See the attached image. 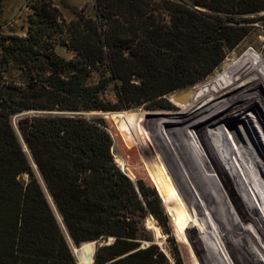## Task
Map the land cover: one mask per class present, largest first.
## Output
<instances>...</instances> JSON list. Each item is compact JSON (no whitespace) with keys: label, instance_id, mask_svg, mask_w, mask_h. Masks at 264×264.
Listing matches in <instances>:
<instances>
[{"label":"trees","instance_id":"1","mask_svg":"<svg viewBox=\"0 0 264 264\" xmlns=\"http://www.w3.org/2000/svg\"><path fill=\"white\" fill-rule=\"evenodd\" d=\"M94 3L95 18L82 10L66 23L50 0L41 2L33 7L36 17L26 36L0 41V264H78L60 225L75 246L83 244V264H90L93 255V264H170L156 245H141L146 240L142 220L148 214L167 222L159 196L155 191L147 195L141 185L136 188L119 169L104 121L52 114L18 120L53 199L49 197L55 217L12 117L30 111H110L101 94L112 80L119 82L117 96L125 108L192 86L222 60L219 52L210 63L211 54L217 53L213 49L220 50L218 32L250 29L254 23L235 21L231 15L264 11V0ZM195 5L230 17L206 16ZM57 45L73 51L74 57L60 56ZM12 66L25 72L24 86L6 79ZM95 72L101 77L90 83ZM110 118L126 136L128 153L147 167L162 196L135 117L123 113ZM110 237L111 244L96 250L89 243ZM176 263L182 261L177 258Z\"/></svg>","mask_w":264,"mask_h":264},{"label":"bare ground","instance_id":"2","mask_svg":"<svg viewBox=\"0 0 264 264\" xmlns=\"http://www.w3.org/2000/svg\"><path fill=\"white\" fill-rule=\"evenodd\" d=\"M262 88L264 52L248 51L184 101L172 97L173 110L141 114L142 129L161 140L170 189L190 199L201 237L216 246V264H264V128L256 137L263 156L244 128L249 122L257 131Z\"/></svg>","mask_w":264,"mask_h":264},{"label":"rangeland","instance_id":"3","mask_svg":"<svg viewBox=\"0 0 264 264\" xmlns=\"http://www.w3.org/2000/svg\"><path fill=\"white\" fill-rule=\"evenodd\" d=\"M41 2H47L48 0H0V41L4 36H26L27 30L32 22L34 16L33 7L37 6ZM52 5L56 7L61 17L66 23L74 19V14L76 12L84 11L86 16L95 18L97 15L96 7L94 0H50ZM190 5L189 2H186ZM195 8L198 9L206 16H220L224 19L230 17V15H219L214 13L209 8L195 5ZM233 20L246 23V21L254 20V23L251 24L250 29H225L222 32H218L217 41L220 47V50L213 49L212 52H217L211 54L210 63L219 57L217 55L219 52L222 53V60L219 65L204 79L190 85L188 87H183L177 89L162 98L154 99L146 103H142L134 108H125L124 103L119 102L117 96V87L119 85L118 81L112 80L107 88L101 94L104 103L111 107L110 111H80L77 113H63V114H52V115H64V116H79L87 120H102L104 121L106 128L112 138V155L115 160V163L119 169L132 181L134 186L138 188L140 185L143 187L145 193L149 195L152 191H155L160 199L161 206L164 210L167 222L160 223L155 217L151 214H148L144 220H142L143 228L145 229L144 238L142 247L148 245H156L158 249L165 255L170 264H177V258L182 261V264H216L218 262V255L216 256V246L210 241L205 240L201 237L203 228L197 222V217L195 216L190 199L185 198L181 193L173 194L170 189L169 183L165 177V172L162 170L164 165L163 162H160L159 155L161 154L160 148V138L156 139L153 134L144 131L141 127V114L143 112H167L171 111L174 108L172 107V97L175 99L180 96L186 95L188 90L194 86L203 83L207 80L215 77L217 71H221L222 68L229 62L233 57H241L248 51H257L259 54L264 52V11L250 14V15H231ZM35 21V20H34ZM247 24V23H246ZM246 33V35L235 45V41L238 39L240 34ZM233 45V46H232ZM222 49V50H221ZM57 53L69 60L74 57V52L68 50L63 45H57ZM101 77L99 72L92 74L89 79L90 83H95ZM6 79L9 82L16 83L18 85L24 86L26 83L25 72L18 68L17 66H12L6 74ZM262 96L264 97V88H262ZM172 99V100H171ZM174 101V100H173ZM257 109L258 123L255 126L257 131L253 128V125L249 122H245V130L249 133L256 134L252 136L253 147L258 156H263L261 152V140L258 138L262 135V130L264 128V105ZM263 109V110H262ZM123 113H129L131 116L135 117L136 126L138 133L142 142L143 150L148 158L151 169L155 176L156 183L159 190L166 201L164 204L163 197L159 193L155 183L154 177L147 170V167L140 163L137 158L130 153H128V146L126 145L125 135L121 134L119 125L111 120V116L121 115ZM51 113L46 112H25L12 117V125L16 130L19 139L21 140V135L18 130V120L28 116V115H46ZM249 124V125H248ZM252 126V127H251ZM261 131H260V130ZM260 131V132H259ZM246 132V133H247ZM159 136L158 131L155 132ZM249 133V134H250ZM261 133V135H260ZM260 136V137H259ZM258 137V138H256ZM262 139V138H261ZM257 141V142H256ZM21 142V141H20ZM154 143V144H153ZM29 158V153H28ZM30 163L31 159L29 158ZM32 165V163H31ZM34 175L38 180L39 184L42 187L43 192L48 200V203L51 206L52 211L53 206L49 199L50 195L45 187L43 178L39 173V170L33 167ZM26 177V176H25ZM54 215L56 214L53 211ZM57 215H55L56 217ZM61 217V216H60ZM59 223V222H58ZM60 225V224H59ZM60 228L62 233L76 259L78 264H83L80 261V254L82 246H75L69 238L68 233L63 227ZM222 230H225L223 226ZM229 236V234H228ZM248 240L255 242V239L251 236L248 237ZM257 243V242H256ZM255 243V244H256ZM99 246V245H97ZM94 247H96L94 245ZM94 257V255H93ZM90 264H93V260Z\"/></svg>","mask_w":264,"mask_h":264},{"label":"water","instance_id":"4","mask_svg":"<svg viewBox=\"0 0 264 264\" xmlns=\"http://www.w3.org/2000/svg\"><path fill=\"white\" fill-rule=\"evenodd\" d=\"M186 99V95H184V96H180L178 99H177V101H184ZM33 112H46V113H51V114H63V113H66L67 111H33ZM68 113H77V112H68ZM21 137V144H22V147H23V149H24V151H25V153L28 155V153H29V158L31 159V163H32V165H33V167L34 168H36L37 170H38V168H37V166H36V164H35V162L33 161V159H32V156H31V154H30V152H29V149H28V147L26 146V144H25V142H24V140H23V138H22V136H20ZM43 180V179H42ZM43 182H44V180H43ZM45 184V183H44ZM45 187H46V185H45ZM46 189H47V187H46ZM47 191H48V189H47ZM48 193H49V191H48ZM49 195H50V193H49ZM50 197H51V195H50ZM51 199H52V197H51ZM52 201H53V199H52ZM54 203V202H53ZM50 205V204H49ZM55 205V204H54ZM55 208H56V206H55ZM57 209V208H56ZM59 213V212H58ZM60 215V214H59ZM64 227H65V225H64ZM68 233V232H67ZM69 235V234H68ZM69 238H70V236H69ZM70 240L72 241V239L70 238ZM113 240H114V238H112V237H110L109 239H103V240H96V241H92V242H89V243H93L96 247H95V250H96V248H97V245H99V246H104V245H109V244H111L112 242H113ZM73 243V242H72ZM77 247V246H76ZM74 253V252H73ZM93 260H94V257H93ZM78 263V262H77Z\"/></svg>","mask_w":264,"mask_h":264}]
</instances>
